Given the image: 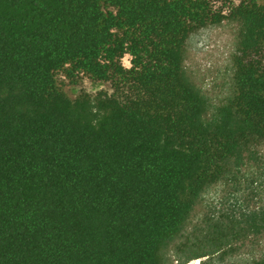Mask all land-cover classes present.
I'll return each mask as SVG.
<instances>
[{
  "label": "trees",
  "instance_id": "trees-1",
  "mask_svg": "<svg viewBox=\"0 0 264 264\" xmlns=\"http://www.w3.org/2000/svg\"><path fill=\"white\" fill-rule=\"evenodd\" d=\"M224 20L234 91L213 108L185 59ZM263 147L264 0H0V264H171L217 185L189 257L264 238Z\"/></svg>",
  "mask_w": 264,
  "mask_h": 264
},
{
  "label": "rangeland",
  "instance_id": "rangeland-1",
  "mask_svg": "<svg viewBox=\"0 0 264 264\" xmlns=\"http://www.w3.org/2000/svg\"><path fill=\"white\" fill-rule=\"evenodd\" d=\"M240 28L238 21L224 20L200 29L188 41L185 59L187 72L208 96L213 108L226 102L233 94L235 55ZM123 62L129 65V57H124ZM59 82L72 98L83 90L95 92L99 89H112L110 83L95 81L88 77L72 83L64 76H60ZM227 190L228 187L217 185L206 193L203 203L197 207L196 214L184 234L169 247L168 256L171 264H246L264 255V238H260L251 239L244 246L225 247L210 255L189 257L188 247L194 246L196 242L195 235L203 225L204 216L210 212L209 203L217 202Z\"/></svg>",
  "mask_w": 264,
  "mask_h": 264
}]
</instances>
